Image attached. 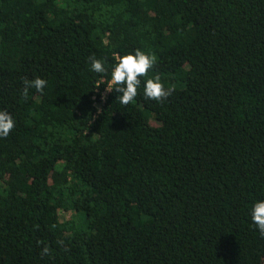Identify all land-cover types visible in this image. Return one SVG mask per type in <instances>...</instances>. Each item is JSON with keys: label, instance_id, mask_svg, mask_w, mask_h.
<instances>
[{"label": "trees", "instance_id": "obj_1", "mask_svg": "<svg viewBox=\"0 0 264 264\" xmlns=\"http://www.w3.org/2000/svg\"><path fill=\"white\" fill-rule=\"evenodd\" d=\"M0 110V264H264V0H0Z\"/></svg>", "mask_w": 264, "mask_h": 264}, {"label": "clouds", "instance_id": "obj_2", "mask_svg": "<svg viewBox=\"0 0 264 264\" xmlns=\"http://www.w3.org/2000/svg\"><path fill=\"white\" fill-rule=\"evenodd\" d=\"M91 69L96 73H106L107 69L101 59H97L95 55L90 57ZM157 62L155 54L147 53L137 48L134 52H128L125 55L118 56L116 63L111 71V79L105 87V95L115 90L120 93L119 102L127 106L132 103L139 93L142 83V77H148L149 72L154 68ZM25 87L23 96L27 98L29 88H34L42 92L47 85V81L40 77L33 80L24 81ZM98 84L96 89H99ZM173 88L165 87L160 75H154L144 81L143 94L145 98L163 102L169 97ZM102 111L97 107V112ZM15 127V120L7 110H0V137H7ZM252 221L259 229L261 237H264V200H258L251 210ZM49 252L46 246L42 254Z\"/></svg>", "mask_w": 264, "mask_h": 264}, {"label": "rangeland", "instance_id": "obj_3", "mask_svg": "<svg viewBox=\"0 0 264 264\" xmlns=\"http://www.w3.org/2000/svg\"><path fill=\"white\" fill-rule=\"evenodd\" d=\"M63 216L67 217V218H70L71 214L67 213V212H64L63 213Z\"/></svg>", "mask_w": 264, "mask_h": 264}, {"label": "built area", "instance_id": "obj_4", "mask_svg": "<svg viewBox=\"0 0 264 264\" xmlns=\"http://www.w3.org/2000/svg\"><path fill=\"white\" fill-rule=\"evenodd\" d=\"M104 96H105V92L103 91V92H102V95H101V98L104 99Z\"/></svg>", "mask_w": 264, "mask_h": 264}]
</instances>
